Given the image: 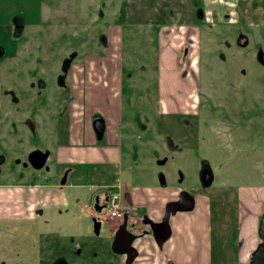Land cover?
Instances as JSON below:
<instances>
[{
  "label": "rangeland",
  "instance_id": "rangeland-1",
  "mask_svg": "<svg viewBox=\"0 0 264 264\" xmlns=\"http://www.w3.org/2000/svg\"><path fill=\"white\" fill-rule=\"evenodd\" d=\"M61 1L39 0L42 5L38 7V0H0V88L2 91L0 184H10L0 197L3 204H0V211L2 212L5 211V201L10 197L22 202L26 199L28 207L36 199L43 204L41 197L34 198L31 196L32 194L38 196L41 187L30 186L27 183L57 182L58 179L61 180L64 177L62 167L59 166L62 163H58L57 166L52 151L46 158L44 166L39 169L33 168L27 161L29 151L51 149L50 139L43 137L40 132L41 127L38 121L41 119L37 118L45 115L48 118L44 120L50 119L52 116L55 117L57 130L52 128L51 136L53 138L59 133L60 139L65 137L64 120L66 116L61 113L68 106L65 99L69 90V80L67 79L69 72L64 78L63 84L58 82V76L61 74V63L64 56H67L71 51L76 53L73 56V61L80 64L83 63L86 55L98 53L97 50L102 48L96 45L95 35L99 32L105 33L108 25L100 24L101 21L96 16H94L96 24L85 25L75 21V25H73V21L67 19L84 15L86 9L79 5L78 0H66L64 5H61ZM241 1L244 0H239L240 3ZM246 1L244 5L249 6L248 0ZM252 1L259 3V0ZM234 3L236 0L231 2L230 14L233 12ZM46 6H48L49 11ZM41 8L43 19L35 24L38 13H41ZM146 8L148 7L145 5L143 8L146 13L145 17L150 14ZM204 10L207 9L204 8ZM223 12L220 10L217 15L219 18L217 24L221 25L218 27L217 33H231V36L234 35L238 27L246 29L247 33L249 32L250 40L246 49H250L249 51L254 53L255 56L253 53L252 55L256 60L252 57L245 60L246 74L235 72L231 69L233 63L228 50H237L239 47L233 45L227 47L222 41H217L209 47L214 56L201 51L199 70L196 71L199 87L202 89L203 86H207L208 82H212L214 87L218 88L221 85L232 84L236 79L240 83L238 85L239 91L244 85L249 88L255 86L254 90L248 91L252 96L256 95L259 88L263 89L262 97L264 100V88H262V85L264 86V65L257 61L263 54L264 62V6L256 9L250 8L246 12L244 16L248 23L250 21L249 25L248 23L237 22L235 20L236 15L233 13L231 17L234 21H230L231 24L224 23L229 24L224 26L220 22L223 19ZM52 15L59 18L61 24L50 22L49 18ZM213 15L215 16V13ZM204 16L203 20L210 17L207 12ZM231 17L224 16L226 20ZM141 20L142 17L139 16V12L133 11L128 12L127 20L119 21L116 23L117 25L111 26L106 50L108 53L113 52L120 56L121 85L119 98L122 102V120L129 123L127 120L139 118L142 121V119H149V122H143L146 124V129L139 130L137 127L139 123L136 121L131 130L129 124L126 125L120 145V150L123 151V159L119 165H93L89 167L83 165L77 170V173L83 172L79 177L76 174H69L68 186L63 188L67 195L65 205L54 204L56 208H44L43 214L36 219V222L28 221L20 225L16 221L0 220V264H38L40 257L46 263L55 259L53 252H57V240L54 241L51 237L44 244V240L39 243L37 237L39 230L41 237L42 232L48 229H66V233L69 229H74L75 241L71 247L75 246V250H72L71 256L75 262L72 260L71 264H78L82 260H85L84 264H102L110 258H116L117 253L113 252L108 245L113 237V231L110 229L111 220L103 219L101 214L94 215L91 213L95 193L99 191V188H102V185L119 184L122 193L125 191L131 193L135 186L142 189L151 184L160 185L156 175L161 170L166 171L169 168L174 170V174L177 171H180L181 174L184 173L181 185L183 188L193 193L204 192L210 197L213 233L216 234L217 230L222 229L231 233L238 229L237 221L232 215L237 187L241 184H247L246 186L252 185V188H257L258 185L264 184V134L261 140L255 135H258L259 128L264 126V119L253 114L250 138L247 129L240 133H233L228 141L212 135L197 138L188 137L187 140L190 144L188 143L186 146L190 147L185 148L184 143H181L179 117H169L173 101L178 100L181 96H172L171 98L170 93L177 91V88L182 89L183 92L184 89H188L193 81L191 78L181 79V74L177 70L165 73L164 65H171L175 55L173 50L167 47V39L173 44V38L171 32L168 36H164L165 27L158 29L162 47L160 51L161 71L158 73L155 67L157 49L155 34L152 32L153 27L135 24ZM15 22H22L23 28L21 30L17 28ZM196 23L200 26L202 24L200 20ZM211 23L214 21L209 20L207 23H203L201 31L208 29V26L204 27L205 24L210 25ZM157 26H155L156 29ZM84 34H86L85 38L82 36ZM193 48L195 49V47ZM221 51L226 54L224 61L217 56ZM93 62L90 63L91 66L95 64L94 66L102 67L103 65L102 63L100 65L99 63L93 64ZM106 66L108 69L115 68L113 65L107 64L105 69ZM141 66L143 67L140 68ZM160 74L167 75L166 83L165 79L160 80L161 96L166 95L167 97L168 112L166 113L157 112L158 77ZM40 79L43 80L44 84L39 83ZM102 85L103 83L100 82L93 90L96 91L95 98L99 96L98 106L104 109L106 103L102 100ZM90 92L93 91L88 93ZM189 93L190 89L187 90V98ZM57 94L60 97L59 102L55 96ZM26 95L28 99L23 100ZM12 97L16 99L12 100ZM185 97L186 91L183 95V98ZM223 97L226 98L227 102L230 104L233 102L235 105L239 100L237 92L234 90L232 94L228 88ZM228 97L232 101L228 100ZM52 102H56L55 107ZM253 103H255L254 97ZM83 110L91 118L94 111L91 112L92 109L87 108V102L85 107L83 105ZM169 120L175 122V128L172 132L170 131L171 123ZM133 129L135 133H132ZM91 130L93 142L98 145L97 157L100 155L111 157L112 154H103L104 149L108 146V144L105 145L106 136L103 134L97 138L92 124ZM126 130L130 131L126 132ZM217 130L224 133L221 129L217 128ZM169 132L174 135L172 143L176 147L168 149L164 147L161 150L160 146L164 142L162 137ZM127 133L130 134L127 135ZM127 136L128 138H125ZM177 136L179 137L177 138ZM62 143L66 145L67 140H62ZM116 150L117 148H115L114 153ZM162 151L171 154V158L164 165L157 164L155 160V157L162 156ZM202 159L208 161L213 173L211 185L204 189L199 187L197 179L193 175L194 168L199 166ZM186 165H189L188 171ZM71 183L75 184L70 185ZM165 183L167 186H173L171 174L166 176ZM25 190L28 192H26L27 196L23 194ZM60 203H64L63 199ZM9 207H12L11 203H9ZM133 209L140 215H148L149 213L145 207L137 208L135 206ZM56 214L57 216H55ZM93 218L100 223L97 232L94 229L96 221L94 222ZM113 219L118 220V218ZM128 219V229L136 232V222L130 216ZM119 220H122V217ZM130 223H134V226L131 227ZM255 225V229H257L258 219ZM117 226L116 223L115 227ZM254 235L258 237L257 231L255 234L252 233V238ZM59 241L61 242L60 239ZM232 245L235 248L237 246V244ZM60 251L64 253L65 247L61 248Z\"/></svg>",
  "mask_w": 264,
  "mask_h": 264
},
{
  "label": "crops",
  "instance_id": "crops-1",
  "mask_svg": "<svg viewBox=\"0 0 264 264\" xmlns=\"http://www.w3.org/2000/svg\"><path fill=\"white\" fill-rule=\"evenodd\" d=\"M112 42H115V40H112ZM118 55L113 52L106 53L103 56L89 54L84 57L83 63L76 64L73 60L69 63V65L71 64L67 78L69 80V90L67 92L69 99L65 101L68 106L61 113L66 116L64 120V131H66V135L63 139L59 138V133L53 136V138L51 136L52 128L57 130V120L55 117L52 116L50 119L44 120L48 118L47 115H37L39 116L37 119H41V121H38L41 127L40 132L43 137L50 139L51 149H46L48 150V155L52 151L57 166L58 163H62L59 166L62 167V170H66L67 174L63 183H41V192L38 193V196L36 194L31 195L34 198L41 197V201H43V204L40 201L36 203L42 209V213L36 218H39L43 214L44 208L48 209L57 204H59L58 206L65 205L67 195L63 188L68 186L69 174H76L79 177L83 173H77L79 167L83 165H88V167L93 165L113 166L119 165L122 162L123 151L120 150V145L126 125L129 124L131 130V127L134 128L136 121L139 123V126L137 124L139 130L143 131L146 129V124L143 122H149V119H142V121L139 118L132 119L131 121L127 120L129 123L122 120V102L119 98L121 71L119 70L120 56ZM92 62L93 64L101 62L103 65L102 67L94 66L95 64L91 66L90 63ZM107 64H111L115 68L108 69L106 66L105 69V65ZM166 76V74H160L158 77V113H164L166 108H168L166 106V95L162 97L160 93V80L165 79L166 83ZM100 82L103 83L102 100L106 103V108L104 109L98 106L99 96L95 98L96 91L93 90ZM30 85L32 86L33 84ZM89 91H93L94 93H88ZM1 94L2 91L0 88V113ZM55 96L59 102L60 97L58 94ZM26 99H28L27 95L23 100ZM86 102L87 108L92 109L91 112L98 110L103 116L105 123V133L103 132V134L106 136L105 145L108 144L103 154H112L111 157H103L101 155L97 157L96 155L98 145L93 142L94 139L91 130L92 119L83 110V105L85 107ZM52 104H55L54 107L56 106V102H52ZM1 124L0 114V138L2 136ZM129 131L126 130V132ZM53 133L56 132L53 131ZM132 133H135L134 129ZM129 134L127 133V135ZM125 138H128V136ZM62 140H67L66 145L62 143ZM115 148L117 150L114 153ZM74 184L71 183L70 185ZM246 185L241 184L237 187L236 198L233 202L234 208L232 215L237 221L236 225L238 229H235L231 233L226 229L217 230L216 234L213 233V229H211V199L206 193L197 192L194 195V206L192 209L185 211L179 210L170 215V234L160 247L155 243L149 228L145 229V232L142 234H140L138 229L136 232L134 231L135 234L140 235L132 242L137 253L130 264H248L251 252L259 243V238L256 235L252 238V233L255 234V231H257L255 224L264 209V184L258 185L259 187L257 188H252V185ZM1 188L3 187L0 186V197L3 194L2 192L5 191ZM177 189L176 185L167 186V183L161 185V182L160 185L151 184L142 189L138 186L133 187L131 190L133 202L131 203V210L129 212L130 218L136 217L133 209L136 206L137 208L145 207L149 212L148 216L152 220L159 219L164 202L173 199L175 197L174 192ZM62 199L64 203H60ZM33 203L27 209L22 208L30 212L29 217H34L35 215ZM6 205L5 211H0V215H8L10 213V209ZM58 212L60 213L59 210ZM110 224L111 231H114L116 223L111 222ZM71 230L74 231V229ZM247 233H250V235H247ZM110 243L108 244L109 247ZM232 244H237L236 248ZM62 247L63 243L58 244L57 252H53V257L67 262L68 254L60 251ZM41 259L43 258L41 257ZM125 259L126 256L124 254L117 253L116 258H110L106 263L102 264H128L125 262Z\"/></svg>",
  "mask_w": 264,
  "mask_h": 264
},
{
  "label": "flooded vegetation",
  "instance_id": "flooded-vegetation-1",
  "mask_svg": "<svg viewBox=\"0 0 264 264\" xmlns=\"http://www.w3.org/2000/svg\"><path fill=\"white\" fill-rule=\"evenodd\" d=\"M66 0L61 1V5L65 4ZM69 2V1H68ZM231 1L229 0H78L79 5H81L83 8L86 9L84 15L77 16L74 18H70L67 20H72L73 25H75V21L82 22L85 25H93L96 24L94 16L98 17L101 21L100 24H106L108 25L106 28L105 33H97L95 35L96 38V45L102 47L101 49L97 50L98 56H103L107 52V44L109 42L110 38V27L117 25L116 23L119 21H125L128 17V12L138 11L139 16L142 17L141 21L136 22L137 25H150L153 27V33L155 34V43H156V49H157V56H156V64L155 67L158 70V73L161 71V45H160V34L158 32V29L160 27H165V33L164 36H168L170 32L172 33L173 38V44L170 43L167 39L168 46L170 49L173 50L174 59L171 63V65H164V69L166 70L165 73L168 71L172 72L179 71L181 74V79H188L191 78L192 84L188 86V89H190V93L188 94L187 98V90L184 89L182 92V89L177 88V91H173L170 93V96H181L178 100H174L172 105V111L169 112V117H179L180 120V130H181V143H184V146H186L188 143L187 138H197L200 136H207L212 135L216 138L222 139V140H230V135L233 133H240L243 130L247 129L249 131V138L252 135L251 128L253 127V120L252 116L253 114L258 115L260 119H264V100L262 97L263 89L259 88L256 92V95L252 96L249 94V90H254V87H247L244 85V87L240 88V91L238 89V85L240 84L238 80H234L232 84H228L227 86L221 85L218 86V88H215L212 82H208L207 86H203L202 89L199 87V80L196 75V71L199 70V63L201 61V51H205L209 53V55H213L212 49L209 47L212 46V44L217 43V41H222L227 47L233 45L234 47H239L237 50H228V54L230 55V58H232L233 66L231 67L232 70L235 72H239L241 74H246V65L245 60H249L250 57L253 58L254 53L252 51H249L247 48L248 41L249 40V32L247 33V30L242 28H237L235 30L234 35H231V33H223L218 34V27H221L220 24H217V20L219 21V18L217 17L220 10H223V19L220 20V22L229 23L230 21H234L232 19L231 14H235L236 18L235 20L241 23H248V20L245 18L246 12L250 8H262L264 6V0H259V3L256 1L248 0L249 6H245L244 3L247 1H241L236 0V3L233 5V12L230 14V8H231ZM243 2V3H242ZM42 2H39L37 6L40 7ZM146 5V9L149 11V15L145 17V11H143L144 6ZM244 7H241V6ZM43 7V6H42ZM47 10L49 11L48 6ZM89 8V9H87ZM206 8L207 10H204ZM243 10L241 12V9ZM228 10V11H226ZM207 12L210 17H205L204 14ZM215 13V16L213 15ZM43 14V10L41 8V13H38L37 21H35L37 24L40 22L43 17L41 16ZM224 16H230L231 18L229 20H226ZM93 17V20H92ZM59 18H55L54 15L49 18L50 22H56L60 23ZM62 19V18H61ZM80 19V20H78ZM82 20V21H81ZM207 23V21L212 20L214 23H211L210 25H204V27L208 26V29H205V31H201V28L203 26V23L198 24L196 22ZM58 21V22H57ZM34 22V21H32ZM61 24V23H60ZM224 24V26L229 25ZM250 24V21L248 25ZM15 25L17 28H20V30L23 28V23H17L15 22ZM157 26V29L155 26ZM85 35H82L85 38ZM75 38V33H74ZM222 43V44H223ZM223 44V45H224ZM230 44V45H229ZM195 47V49L193 48ZM202 47V48H201ZM262 51V50H261ZM253 53V55H252ZM74 51H71L68 53L67 56H64V59L61 63L60 68V75L58 82H61L63 84L64 78H66L67 73L69 71V68L71 64L69 63L73 60ZM70 56V58H67ZM221 60L224 61L226 54L224 52H220L219 55H217ZM255 56V55H254ZM255 59V58H253ZM256 60V59H255ZM261 64H263L262 55L259 60ZM101 62H99V65ZM69 66V67H68ZM245 66V67H244ZM141 66L140 68H142ZM241 67H244L243 69ZM182 68V71L180 69ZM239 70V71H238ZM40 79L39 83L43 84V82ZM227 88L230 93L233 94V91L235 90L237 92V95L239 97L238 103L235 105L233 102L230 104L226 101V98L223 96L226 94ZM262 88L264 86L262 85ZM186 91V97L183 98V95ZM218 95V96H217ZM253 97L255 100V103H253ZM15 97H12V100H15ZM69 99V96L65 99L67 101ZM228 100H231L229 97ZM158 101V99H157ZM232 101V100H231ZM183 102V103H182ZM168 112L167 108L164 113ZM93 118H100L103 119L102 114L96 110L92 113L91 119ZM104 121V120H103ZM171 123L170 131L172 132L175 128V122L173 120H169ZM105 124V123H104ZM221 129L224 131L220 132L217 130ZM259 134H255L259 139H262V136L264 134V126L260 127L258 130ZM170 132L169 134L163 136L164 142L162 143L161 150L165 147V149H168L170 147H176L174 146V143H172V140L174 139ZM179 136H177L178 138ZM249 140V139H248ZM246 143V142H245ZM179 145V144H178ZM190 146H186L185 148H189ZM28 154V153H27ZM158 152L156 153V155ZM161 157H155V160L157 164L164 165L166 162L171 158V154L169 152L165 153L162 151ZM164 159V161H163ZM174 159V158H173ZM177 162V161H176ZM188 166L187 171H188ZM211 170L208 161L202 159L200 160L199 166L194 168L193 175L197 179V183L200 188L204 189L211 185V182L208 183V180H205V174ZM63 171V178L60 180L58 179V182H61L65 180L67 171ZM212 171V170H211ZM171 174L173 176V186L176 185L178 188L175 190L174 194L175 197L173 199H169L164 202L163 209H161V215L159 219H156L154 221H159L165 211V207L169 201H175L178 199L179 192L186 191L189 194H191L193 197L195 193L191 192L190 190L183 188L182 185V179L183 174L180 173V171H177L176 174H174V170L172 168L165 170H161L156 176L158 177V181L162 184L166 182V176ZM160 176V177H159ZM49 184L50 182H46ZM30 186H37L40 187L41 183H27ZM1 185V184H0ZM10 184H2L1 186L3 190H7L8 186ZM104 185H102L103 188ZM102 188H99V200L98 203L102 205V207L105 206L108 193L107 190H103ZM38 191V190H36ZM27 190L23 191V193L27 196ZM101 192V193H100ZM129 192V191H128ZM4 193V192H2ZM131 203L132 196L129 192ZM186 200H181L179 205L183 206L186 202L188 197H183ZM17 202V203H16ZM28 201L24 199L22 202L21 200H16L12 197L8 198L5 203L8 209H10V213L8 215H0V220L3 221H16L19 222L20 225L22 223H27L28 221L36 222V217L39 216V214L42 213V209L36 205L39 201L36 199L34 201V208L33 211L35 213L34 217H29V211L23 210L22 208H28ZM9 203H11L12 207H9ZM0 204H2V201H0ZM3 205V204H2ZM19 208V209H17ZM54 207H49L48 209H51ZM136 217L132 218L133 221L136 222V229H147L149 228L148 225L140 224V220L143 217L142 215L135 212ZM57 216V214L55 215ZM124 216V214H123ZM122 216V219H123ZM129 216V215H128ZM148 216V215H147ZM149 217V216H148ZM33 218V219H32ZM150 218V217H149ZM108 220H111L110 222H116L119 221L116 219H110L106 218ZM129 220V219H128ZM122 220L119 221L121 223ZM118 223V224H119ZM117 224V225H118ZM116 228V227H115ZM26 229V228H25ZM38 229V227H36ZM40 231V230H39ZM39 231L37 232V237L39 240V243H41L42 240H44V244L53 237V240H57L58 244L63 243V247H65V253L68 254V261L64 262L60 259H52L49 261V263H46L41 257L38 261H40L38 264H71V261L74 259L72 258V250H75V246L71 247L74 244L75 241V233L73 230L69 229L68 233L66 229H55L52 231V229H48L42 232L41 237L39 234ZM61 242L59 241V239ZM41 246V244H39ZM44 251V250H43ZM74 252V251H73ZM72 258H70V257ZM131 257V256H130ZM129 257V258H130ZM54 258V257H53ZM134 258V256H133ZM132 258V260H133ZM130 261V263L132 262ZM85 260L80 261L78 264H84ZM128 263V264H130ZM86 264V263H85Z\"/></svg>",
  "mask_w": 264,
  "mask_h": 264
},
{
  "label": "water",
  "instance_id": "water-1",
  "mask_svg": "<svg viewBox=\"0 0 264 264\" xmlns=\"http://www.w3.org/2000/svg\"><path fill=\"white\" fill-rule=\"evenodd\" d=\"M92 126L97 135V138H100L104 132V127H105L103 119L93 118ZM47 157H48V150L33 149L28 152L27 161L33 168L39 169L44 166ZM204 177L205 180H208V183H210L213 178L212 171L209 170V172H207ZM63 182L64 180L61 181L60 183ZM183 197H188V199L183 206H180L179 205L180 201L186 200ZM125 199L127 203L130 205L131 199L129 192L127 191L125 192ZM98 200H99V196H95L94 207L97 210H100L102 205H99ZM193 206H194V197L186 191H181L179 192L177 200L169 201L167 203L165 207L166 209L164 211V215L159 221H154L145 214L142 215L143 217L140 220V224L148 225L155 243L157 244V246L160 247L162 243L169 237L170 234V227H169L170 215L174 214L176 211L179 210H183V211L190 210L193 208ZM93 220L94 222L96 221L95 218H93ZM99 224L100 223L98 221L95 222L94 229L96 232L99 227ZM129 225L133 227L134 223H130ZM127 226H128V215L127 213H125L121 223H119L116 229L113 231V237L110 243V247L113 252L119 253L121 255L124 254L126 256L125 262L130 263L133 256H135V254L137 253L136 249L133 247L132 242L136 237H138L140 234L145 232V230L138 229L140 234H135L134 232L131 231L132 229H128ZM257 235L260 241L251 252L248 264H264V209L259 216Z\"/></svg>",
  "mask_w": 264,
  "mask_h": 264
},
{
  "label": "built area",
  "instance_id": "built-area-1",
  "mask_svg": "<svg viewBox=\"0 0 264 264\" xmlns=\"http://www.w3.org/2000/svg\"><path fill=\"white\" fill-rule=\"evenodd\" d=\"M126 210H129L128 205L123 197L121 186L114 184L108 190V197L104 208L102 209V218H121Z\"/></svg>",
  "mask_w": 264,
  "mask_h": 264
}]
</instances>
